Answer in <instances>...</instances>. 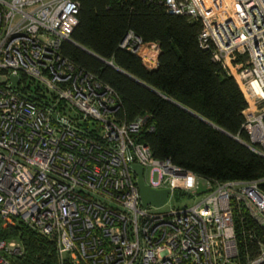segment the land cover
Segmentation results:
<instances>
[{"label": "built area", "instance_id": "1", "mask_svg": "<svg viewBox=\"0 0 264 264\" xmlns=\"http://www.w3.org/2000/svg\"><path fill=\"white\" fill-rule=\"evenodd\" d=\"M155 1L199 21L198 46L245 100L243 142L264 157V0ZM77 8V0H0L1 225L22 222L52 239L60 264H264L259 243L238 257L232 223L237 206L264 227V177L215 181L153 157L137 140L148 116L120 117L114 90L60 52ZM118 46L156 65L155 42L128 30ZM131 163L148 188L168 189L161 204H141ZM175 190L194 202L159 210ZM20 252L17 240L0 239V264Z\"/></svg>", "mask_w": 264, "mask_h": 264}, {"label": "trees", "instance_id": "2", "mask_svg": "<svg viewBox=\"0 0 264 264\" xmlns=\"http://www.w3.org/2000/svg\"><path fill=\"white\" fill-rule=\"evenodd\" d=\"M77 2L71 41H61L60 52L114 90L120 101V117L131 120L148 116L137 140L148 146L153 157L167 158L199 177L215 181L264 177V157L74 45L111 61L163 96L247 141L241 128L245 100L233 78L211 59L208 50L198 46L199 21L168 14L155 0ZM128 30L143 45L157 44L154 67H146L136 54L118 46ZM148 125L151 130H146ZM259 187L264 191V182ZM232 223L240 259L252 257L258 243L264 249V227L251 220L241 207L233 208ZM0 239L19 242L21 252L9 256L13 264H60L54 241L22 222L2 227L0 220ZM61 264L71 263L64 260Z\"/></svg>", "mask_w": 264, "mask_h": 264}, {"label": "water", "instance_id": "3", "mask_svg": "<svg viewBox=\"0 0 264 264\" xmlns=\"http://www.w3.org/2000/svg\"><path fill=\"white\" fill-rule=\"evenodd\" d=\"M74 45L77 46L78 48H80L81 50L85 51L86 53L98 58L100 61H102L103 63H105L108 66L112 67L113 69H115L116 71L121 73L122 75H124V76L128 77L129 79H131L132 81L136 82L137 84H139V85L143 86L144 88L156 93L157 95L161 96L162 98H164L168 102L172 103L173 105L179 107L180 109H182L185 112L189 113L190 115L194 116L198 120L208 124L209 126L213 127L214 129L220 131L221 133L227 135L228 137L234 139L235 141L241 143L242 145H244L245 147L248 148V145L245 142H243L242 140L238 139L236 136H233V135H230V134L226 133L222 129H220L217 126L213 125L212 123L204 120L202 117H200L197 114L191 112L190 110L186 109L185 107L179 105L175 101L163 96L162 94H160L159 92H157L153 88L147 86L143 82L137 80L133 76L127 74L126 72H124L121 69H119L118 67H116L111 61L99 58L97 55L93 54L91 51L87 50L86 48H84V47H82V46H80V45H78L76 43H74ZM9 80H10L9 87L12 88L14 82L17 80V76L15 74H11V75H9ZM130 167L135 172V175H136L137 188H138V193H139V197H140V200H141V204L142 205H145L147 203L153 204V205L161 204L163 202L165 196H166V193L168 192V189H151V188H148L142 182L140 165L131 163Z\"/></svg>", "mask_w": 264, "mask_h": 264}, {"label": "rangeland", "instance_id": "4", "mask_svg": "<svg viewBox=\"0 0 264 264\" xmlns=\"http://www.w3.org/2000/svg\"><path fill=\"white\" fill-rule=\"evenodd\" d=\"M225 1H226V6H228L229 0H225ZM196 192H199V190H196ZM199 195L200 193L197 194V196ZM193 202H194V199L192 196L189 199L184 198V197L179 198L177 194V190H175L174 194L169 198V200L165 204L159 207V210H167L169 208H179L181 206H188L192 204ZM1 224H2V221H1ZM2 227H5V226H2Z\"/></svg>", "mask_w": 264, "mask_h": 264}]
</instances>
